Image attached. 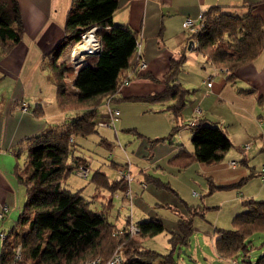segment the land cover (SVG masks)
<instances>
[{
	"label": "trees",
	"instance_id": "trees-1",
	"mask_svg": "<svg viewBox=\"0 0 264 264\" xmlns=\"http://www.w3.org/2000/svg\"><path fill=\"white\" fill-rule=\"evenodd\" d=\"M118 5L119 0H71L63 36L43 55L42 66L48 79L56 84L55 99L66 118L61 123L48 125L39 133L24 137L15 148L16 155L20 151L25 153L23 163L19 166L17 162L16 167L17 179L25 187V198L15 222L2 238L0 264L10 259L17 243L22 247L23 264H78L86 256L104 259L116 247L122 252L124 264H175L181 243L188 241L194 229L192 216H179L170 229L162 218L152 215L133 222L129 214L122 226L117 225L109 220L104 209L92 208L90 199L80 189L74 190L66 185L67 174L80 166L88 167V173L83 176L90 172L88 159L75 153V137L97 130L99 121L104 118L98 117L99 105L106 103L105 116L110 118V124L116 130L119 109L113 101L121 98L115 96L117 90L127 78L142 73L150 75L145 72L146 67L139 70L136 64L138 30L127 23L113 22L109 26L100 23ZM202 14L200 28L189 33L188 40L205 55V65L221 68L223 78L234 82L237 67L254 59L264 47L263 19L251 10L245 14L222 10L220 4L209 5ZM93 24H98L96 33L101 41L100 50L89 53L85 63L76 70L65 60H58L63 49L79 39L82 32ZM23 30L18 0H0V51L9 50L18 42ZM184 60V54L169 58L168 68L163 73L162 89L129 97L160 102L163 104L161 108L166 107L173 117H178L182 114L189 90L179 76ZM70 68L74 70V76L68 82L65 72ZM257 103L264 111V85L262 93L257 96ZM113 108H117V112L111 115ZM258 115L262 116L261 112ZM192 117L195 121L185 125ZM191 118L182 124L191 126L193 148H180L171 159L179 165L192 160H221L233 145L229 135L219 124L203 122L197 114ZM176 127L177 124L172 125L166 135L145 137L148 147L154 140L169 138ZM104 138L101 140L107 145ZM260 149L264 150V139ZM120 168L130 173L129 181L125 177L110 180L100 167L93 171L90 180L98 187H120L123 191L130 188L133 195L128 162L116 166V174ZM147 175L148 178L141 180L143 184L153 180L159 186L173 189L167 181ZM177 197L183 201L181 196ZM183 202L186 207L191 205ZM244 203L246 207L234 214L229 227H217L215 248L221 256L236 258L238 264H264V251L255 259L249 258L252 236L264 233V198H247ZM129 205L132 209V203ZM129 221L138 227L137 232H130ZM21 226L25 228L20 230ZM166 228L170 233L167 251L141 247L142 236Z\"/></svg>",
	"mask_w": 264,
	"mask_h": 264
},
{
	"label": "crops",
	"instance_id": "crops-1",
	"mask_svg": "<svg viewBox=\"0 0 264 264\" xmlns=\"http://www.w3.org/2000/svg\"><path fill=\"white\" fill-rule=\"evenodd\" d=\"M18 2L23 17L22 37L9 50L0 51V206L3 203L8 205L5 214L0 217V231L5 232L15 222L23 203L16 176L18 162L14 152L16 146L24 137L39 133L48 125L61 123L66 118L65 112L59 108L55 99L56 84L48 79L42 60L44 53L64 34L65 17L71 0H18ZM211 4H220L222 10L235 14H245L251 10L258 13L264 22V0H119L117 8L101 19L100 23L106 26L113 22L127 23L138 30L141 50L147 61L145 72H149L150 75L142 73L129 78L115 94L121 98L114 99L113 102L119 109V117L125 115L128 110L141 108V104L137 102L144 100L129 96L144 95L162 89L163 73L168 68L169 58L184 54L183 69L180 70L179 76L189 90L182 114L173 117L177 124L176 130L187 128L191 135V126L182 123L195 113L203 122L219 124L231 140L237 133H241V139H245L244 144L248 146L239 148L240 161L246 163L251 145L256 143L261 146L264 139V125L261 124L264 118L257 115L259 112L257 96L262 93L264 85V47L254 59L237 67L234 82L223 78V74L220 73L221 77L218 80L207 85L205 76L210 66H205V55L190 44L189 33L184 30L182 20L186 15L197 17L199 12ZM61 53L58 60H64L60 56ZM200 56L202 61L199 60ZM65 62L68 64V61ZM189 65L194 69L192 73L185 70V66ZM196 73L200 74V77ZM23 104L26 108L22 107ZM167 111L170 112L169 109ZM253 113H256L255 120ZM256 121L263 128L257 133L254 132ZM231 124L235 129L233 127L229 130ZM143 138L136 152L151 158L152 163L158 162L155 163L157 167L152 168V172L142 169L143 180L149 177L147 174L155 175L167 181L173 189L159 186L153 180L146 181V184L140 180L138 184L140 193L151 194L154 202L150 204L151 206L144 205L138 196L137 202L143 207L144 216L135 222L151 215L158 216L170 229L179 216H192V224L194 229H197L195 215H203L204 207L199 203L187 201L190 196L186 187H189L190 182L197 178L204 187L210 185L220 189L236 185L234 189L228 191L227 197L220 200L222 208H226L224 218L222 220L218 218L217 224L201 226L202 233L195 234L197 240L202 239V245L200 249L188 254L191 263L184 260L180 252L176 253V260L180 258L184 264L202 263L203 261L199 259L202 255L206 259L209 258L212 264H232L230 258L219 255L215 248L217 227L230 226L234 214L244 209L242 208L245 205L244 200L262 190L264 184L258 188L253 187L255 191L251 190V184L247 189L241 186L245 180L248 181L256 175L264 181L258 174V169L246 173L244 165H237L234 158L227 162H223V158L216 162L192 160L186 165H179L171 157L180 148L191 150L192 142L190 144L184 138L183 141L178 138L174 140L172 137L173 141L169 140L170 138L154 140L148 147L145 137ZM240 188L243 192L238 190ZM193 192L196 193L195 190ZM177 195L191 205L186 207ZM160 207L169 208L173 216L164 218L158 214L157 209ZM6 214L11 220L6 219ZM8 222L11 223L10 227L5 224ZM1 247L0 237V254Z\"/></svg>",
	"mask_w": 264,
	"mask_h": 264
},
{
	"label": "rangeland",
	"instance_id": "rangeland-1",
	"mask_svg": "<svg viewBox=\"0 0 264 264\" xmlns=\"http://www.w3.org/2000/svg\"><path fill=\"white\" fill-rule=\"evenodd\" d=\"M72 45L73 43L65 47L60 55L65 61H69L70 59L69 52ZM199 60L202 61L201 56ZM207 65L210 66V69L207 72L205 79L210 74H212V80H218L220 76V71L217 70L219 72H215L214 65L206 64L205 66ZM191 67V65L185 66V70H187V72L192 73L194 69ZM73 73L74 70L71 68L65 72L67 78L66 80L68 82L71 81ZM196 74L200 77V74ZM7 95L9 96L8 93ZM137 103H140L142 107L138 110L133 108L132 110H128L125 115H121L118 120H116V130L114 126L110 124V118L105 116L108 108L106 103H102L99 105L98 117L104 116V118L99 121V124L97 125V130L90 132L87 135H77L75 137V153L84 156L88 159L90 172L87 176H83L82 170L78 171L81 174L73 170L68 173L67 177L65 178V182L68 187L74 190L80 189L81 193L85 195L88 199H90V205L92 208L97 210L104 209L109 220L115 222L117 225L120 226H122L123 223L126 221L127 216L129 214L131 215V212L132 216L130 217V219L133 222L139 218H143L144 211H142L143 207H141V205L137 202L138 196L139 198H141L144 205H150L154 202V198L151 194L147 192L140 193V187L138 184H140V180H143L142 169H146L147 171L152 172V168H156L157 166L155 165V163L158 162L152 163L153 160L151 158L146 157V155H139L136 152V149L138 148L141 140L144 139L143 137L152 138L155 136L166 135L171 129L172 125L175 124L172 113H168L166 107L161 108L163 106L162 103L147 100ZM257 105L259 106V112L257 113V115L261 112L262 116L264 117L263 108L258 103ZM195 110L196 112L198 111V109ZM194 114L195 113H193L192 116ZM188 118H191V115ZM253 118L255 120L256 113H253ZM254 125L255 133L263 129L260 124H258V121L254 122ZM233 127L235 129V126L231 124L229 130H232ZM102 137H105L104 139L105 141H107V145L104 141L101 140ZM172 137L174 138V140L178 138L184 141V139H186L191 144L190 132L187 128H184L181 131L174 130V133L169 137V140L173 141ZM241 138V133H237L236 136L232 138L233 145L225 152V155L222 159L223 162H227L230 158H234L237 161V165H244L246 173H249V170L260 169V167L264 165V150L260 149L259 144H252V148L250 149V152L247 155V162L242 163L240 161V149L243 148L245 139L242 140ZM169 140L166 139V141ZM24 157V151H20V153L17 155L15 154V158L18 161L19 165L23 163ZM127 162L129 164L130 169L129 172H131L130 187L133 191V195L131 197L132 209L128 207L130 206V198L126 197L125 200L126 195L122 193V188L117 187L115 189H112L110 187H98L96 186V184L93 183V181L90 180L93 171L99 167L100 169L106 171L107 175L110 177V180H112L113 178H116V166L120 164L126 165ZM151 164H153V166ZM250 184L252 185L251 190L255 191L256 189H253V187L258 188L262 186L264 184V181H262L256 175V177L254 176L248 181L245 180L241 184V186H243L242 188L247 189ZM234 186H229L227 188L222 189L213 188V186L210 185L204 187L201 185L200 182H198L196 178L195 181L190 182L189 187H186V190L190 196L188 197L187 201L196 204L199 203L204 207L203 215H195V219H197V224L199 223L201 225H197L195 223L198 228L192 231V233L190 234V239L188 241L181 243V248L178 250V252L182 254L184 260H186L188 263H191L188 254L200 249V246L202 245V239L200 238V240H197L195 234L202 233L201 226H206L207 224L212 225L213 223L217 224L216 220L218 218L219 220H222L224 218L226 208H222L223 205L220 200H223V198L227 197L229 193L228 191H231L230 189H234ZM18 188L20 189L22 203L25 198V187L24 184L20 181H18ZM242 188L238 190L240 192H243ZM194 190L196 191V193L193 192ZM249 197L256 199L264 198V187L259 193L256 192L253 196L249 195L248 198ZM220 206L221 208H219ZM245 207L246 206L244 205L242 208ZM157 212L164 218H169L173 216L172 211L167 207H160L159 209H157ZM5 217H7L6 219L11 220V218L7 214L5 215ZM5 224L9 226L11 223L8 222ZM226 227H229V225H227ZM24 228L25 227L21 226L20 230H23ZM169 236L170 233H168L164 229L155 234H146L142 236L140 238V244L143 248H152L161 252H165L170 248V243L168 240ZM113 249L114 247H112L111 251ZM263 251L264 233H255L252 236V245L249 251V258L255 259L260 254V252ZM238 257L241 259L240 255H238ZM199 259L203 262H198L197 264H212V261L208 260L209 258L206 259L203 255L199 256ZM175 264H184V262L180 261V258H178Z\"/></svg>",
	"mask_w": 264,
	"mask_h": 264
},
{
	"label": "built area",
	"instance_id": "built-area-1",
	"mask_svg": "<svg viewBox=\"0 0 264 264\" xmlns=\"http://www.w3.org/2000/svg\"><path fill=\"white\" fill-rule=\"evenodd\" d=\"M202 18H203V14H202V11L198 13L197 17H192L190 15H186L184 17V19L182 20V25H183V28L184 30L187 32V33H191V32H195L197 31L201 24H202ZM98 24H93L91 25L89 28H87L84 32H82L81 34V37L79 39H77L71 49H70V52H69V64H71L73 66V68L76 70L78 69L83 63H85L86 61V56L89 54V53H95L97 51L100 50V47H101V41H100V37L97 35L96 33V28H97ZM92 31L93 32V35H92V42H93V45L94 47H88L86 50H81L80 51V55H77L76 53H74L75 51V46L78 42L82 41L86 35V33L88 31ZM94 48V49H93ZM135 56H136V64H137V67L139 69H143L146 67L147 65V61L146 59L144 58L143 56V52L141 50V44H140V41L138 42L136 48H135ZM215 68V72H219L222 73V69L221 68H218L216 66H214ZM219 70V71H217ZM219 73V74H220ZM221 77V74L219 76V78ZM212 78H213V75L210 74L207 79L205 80L207 85H210L212 83ZM128 81V78L124 80L123 83L127 82ZM23 108H26V106L23 104L22 105ZM196 109H198V106L196 107ZM115 112H117V108H113V110L111 109L110 110V114L113 115ZM195 120H194V117H192L191 119H189V121H187V123L185 125H189L191 123H193ZM261 123L264 125V119L261 120ZM248 146V144H244V147ZM233 162V161H232ZM82 170V175H86V173H88V167L86 166H80L78 169H76V171H80ZM79 173V172H78ZM81 174V173H79ZM259 175L264 178V165L262 167H260V170H259ZM116 177L117 178H123L125 177L127 181L130 180V173L126 172L125 170H123L122 168H120L116 174ZM123 193L125 195H128V198H130V204H131V197H132V194H131V190L130 188H126ZM8 209V205L7 203H3L1 206H0V217L3 216V213ZM129 228H130V232L132 233H135L138 231V227L133 223V222H130L129 224ZM5 231L4 230H1L0 231V237L1 238H4L5 236ZM24 256H23V252H22V247H21V244L20 243H17L14 248H13V251H12V254L10 256V259L6 262H4L3 264H23L22 263V260H23ZM231 261H232V264H238L236 258H231ZM78 264H124V257L122 255V252L120 250L119 247H116L106 258H101L100 256H91V257H86L82 260H80L78 262Z\"/></svg>",
	"mask_w": 264,
	"mask_h": 264
},
{
	"label": "bare ground",
	"instance_id": "bare-ground-1",
	"mask_svg": "<svg viewBox=\"0 0 264 264\" xmlns=\"http://www.w3.org/2000/svg\"><path fill=\"white\" fill-rule=\"evenodd\" d=\"M93 32L90 30L86 33L84 39L76 44L74 53L80 55L81 50H86L88 47H94L92 40ZM94 49V48H93Z\"/></svg>",
	"mask_w": 264,
	"mask_h": 264
}]
</instances>
